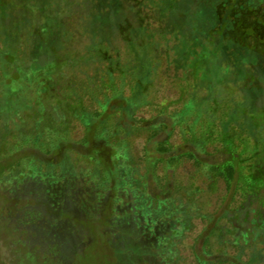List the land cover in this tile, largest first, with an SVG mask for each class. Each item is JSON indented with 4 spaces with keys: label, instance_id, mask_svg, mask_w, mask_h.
<instances>
[{
    "label": "trees",
    "instance_id": "obj_1",
    "mask_svg": "<svg viewBox=\"0 0 264 264\" xmlns=\"http://www.w3.org/2000/svg\"><path fill=\"white\" fill-rule=\"evenodd\" d=\"M21 1L0 0L3 191L19 190L16 175L18 179L41 180L39 162H45L44 156L51 154L64 156L68 147L69 153L70 145L77 144L73 135L78 123L86 132L84 139L106 143L96 137L103 132L109 140H124L132 162L129 137L144 124L136 116L152 106L150 97L157 82H163L179 91L177 101L169 103L179 107L170 112L166 100H162L155 106L154 119L168 117L174 128L187 135L189 143V149L169 163L187 157L199 164L203 156L226 155L223 163H200V174L211 177L210 188L215 189L219 178L231 191L239 176V194L259 198L264 194V187L255 188L247 181L252 177L264 183V133L259 122L264 116L257 109L258 96L233 94L238 91L233 82L240 81L250 83L251 90L244 91H264L253 86L257 71L252 67L254 59L264 61V0H146L149 5L142 0H75L68 8L58 1ZM159 124L167 127L164 122ZM122 125L130 130L118 128L122 131L118 135L115 128ZM163 126L157 128L161 131ZM48 144H55L54 149L62 147V152L48 149ZM156 151L163 157L157 161L164 162L167 148L156 147ZM154 156L152 161L156 160ZM25 158L30 164L16 161ZM66 160L74 162L70 155ZM25 166L31 177L24 174ZM129 166L132 180H137L138 171ZM113 180L105 183L109 192ZM117 180L130 181L121 163ZM143 186L121 188L120 198L127 191L138 199ZM194 186L181 188L183 194L160 200L162 203L153 196L147 199V214L141 218L145 222L151 219V225L160 221L173 227L172 236L165 235L167 229L163 228L153 241L162 243L160 258L151 259L156 263L185 264L181 259L187 252L195 264L219 263L208 247L218 238L217 231L205 234V241V236L200 238L203 244L192 240L194 220L204 219L194 207L197 202L191 196L201 190L196 191ZM191 188L193 194L188 192ZM199 245L202 255L197 251ZM259 263L258 254L246 260L244 254H235L228 261Z\"/></svg>",
    "mask_w": 264,
    "mask_h": 264
},
{
    "label": "rangeland",
    "instance_id": "obj_2",
    "mask_svg": "<svg viewBox=\"0 0 264 264\" xmlns=\"http://www.w3.org/2000/svg\"><path fill=\"white\" fill-rule=\"evenodd\" d=\"M24 1L27 0L20 3ZM49 1L64 2L67 8L69 4L75 2V0ZM141 3L149 5L146 0H142ZM65 10L67 15L68 11ZM49 13L57 16L54 11ZM65 15L60 16L64 18ZM252 67L257 71L253 86L264 89V61L254 59ZM233 84L238 90L233 93L235 96H258V100L255 101L257 109L260 111L259 114L264 116V91L257 93L244 91L251 90L248 82L240 81ZM205 93L203 95H206ZM178 98L179 91L175 86L171 83L165 85L163 82H157V88L150 97L152 106L146 107L136 116L143 120L140 121L144 122L141 125L143 128L134 131L129 137L132 162H129L130 159L126 155L127 147L124 140L119 137L109 140L103 132H99L96 137L106 143L84 139L87 138L86 132L78 123L73 135L77 144L70 145L71 151L67 153L68 147L66 153V150L63 151L64 156L63 153L51 154L44 156L45 162H39L43 171L41 180L37 181L34 178L23 180L18 179L16 175L15 181L17 185H21L16 193L11 191L9 184L6 185L9 190L3 191L0 184V264H162L158 258L159 263L153 261L156 259L154 257L160 258L162 243L159 239L160 244L154 243V240L151 242L140 240L146 222L134 214L146 216L145 207L149 196L156 197L159 203H162L160 200L176 198V195H181L184 187L189 185L192 187L194 183L196 191L201 189L199 194L191 196L197 202L194 207L207 221L201 218L194 220L192 240H199L205 234L210 235L212 231H217L215 235L218 238L208 246L214 260L219 263L222 261L220 264H228L235 254H244L245 260L251 254H258L259 264H264V194L260 195L263 202L258 196L244 197L239 194L237 192L239 176L236 177L235 186L231 191H228L225 181L219 178L214 185L215 189L210 188L211 177L207 179L200 174L202 173L199 170L200 163H223L227 159L226 155L203 156L199 164L187 157H182L179 162L169 163L171 158H176L189 149L187 135L177 126L174 128V124L166 116L154 119V110L158 103L166 100L169 111L173 112L179 106L176 103L173 105L169 103L176 102ZM160 122H164L167 127L160 125ZM259 122L262 123L264 133V118ZM132 125L134 124L129 126ZM157 126L165 128L160 131ZM128 127L119 126L115 128V132L121 135L122 131L119 129ZM162 146L168 150L167 153H163L166 157L164 162L157 151L154 153L156 147ZM54 147L55 144L47 146L50 150L62 152V147L58 146L56 149ZM208 150L214 152L213 148ZM69 155L74 162L66 160ZM153 156L156 159L154 161L151 158ZM157 158L161 160L158 162ZM16 161L30 164V159L27 158ZM120 163L126 168L129 182L127 179L115 181L118 178ZM129 165L135 172L138 171L137 180H132ZM24 169V174L28 175L30 173L28 167L25 166ZM29 176L31 177V173ZM111 178L115 180L109 192L105 183ZM247 181L255 188L264 187L263 182L252 177L247 178ZM136 185H146L142 187V192L139 191L138 199H134L132 196L135 194L131 193L128 197L127 191L124 190L120 198L121 188ZM188 192L193 194L194 190L191 188ZM171 202L174 203L172 200ZM128 203L138 207L135 211L128 212L121 207ZM158 207L159 204L156 209ZM159 215L163 216L162 213ZM161 227L167 229L165 235L172 236L173 227L169 223L164 222ZM192 240L189 241L190 244ZM203 240L199 241L203 244ZM179 247L184 251L183 246ZM198 249L202 255L201 245ZM187 253L181 261L186 262L185 264H195L191 259L192 254Z\"/></svg>",
    "mask_w": 264,
    "mask_h": 264
},
{
    "label": "flooded vegetation",
    "instance_id": "obj_3",
    "mask_svg": "<svg viewBox=\"0 0 264 264\" xmlns=\"http://www.w3.org/2000/svg\"><path fill=\"white\" fill-rule=\"evenodd\" d=\"M129 195V194H128ZM129 197V196H128ZM124 205V206H123ZM121 207H124L126 211H135L137 207H134L133 204H123ZM117 209V207H116ZM118 209H122V208H118ZM135 217H139L141 218L142 216H140L139 213L134 214ZM135 219V218H134ZM151 219H149L146 224L144 225L145 228L142 229V237L140 238V240H147V241H152V240H156V238L159 236V233L161 232V222L158 221L155 225H151L150 222ZM208 237V236H207Z\"/></svg>",
    "mask_w": 264,
    "mask_h": 264
}]
</instances>
